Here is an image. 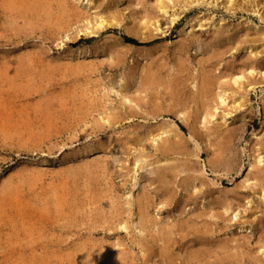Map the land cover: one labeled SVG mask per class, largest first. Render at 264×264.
Instances as JSON below:
<instances>
[{"label": "rangeland", "instance_id": "1", "mask_svg": "<svg viewBox=\"0 0 264 264\" xmlns=\"http://www.w3.org/2000/svg\"><path fill=\"white\" fill-rule=\"evenodd\" d=\"M226 1L0 0V264H264V21Z\"/></svg>", "mask_w": 264, "mask_h": 264}, {"label": "bare ground", "instance_id": "2", "mask_svg": "<svg viewBox=\"0 0 264 264\" xmlns=\"http://www.w3.org/2000/svg\"><path fill=\"white\" fill-rule=\"evenodd\" d=\"M216 1V0H215ZM240 1V0H239ZM245 1V4H244V6H245V8H247V9H251V10H253V11H255V13H256V16L258 15L260 18L259 19H261L262 21H264V0H244ZM217 2H218V4H219V0H217ZM225 2V1H224ZM238 1H236V0H227L226 1V4H227V9H232V8H234L238 3H237ZM240 3H241V1H240ZM16 5V4H15ZM21 5V4H20ZM28 5V4H27ZM221 5V4H220ZM162 7H164L165 5H161ZM61 7V6H60ZM238 7V6H237ZM242 7V6H241ZM165 8V7H164ZM226 9V10H227ZM239 9V8H238ZM233 11V10H232ZM47 12V11H46ZM167 12V11H166ZM168 13V12H167ZM253 13V12H252ZM178 16V15H177ZM177 16H176V18H177ZM255 16V15H254ZM173 17V16H172ZM175 16H174V18L173 19H171V22H174L175 21ZM101 26H102V24H101ZM252 71V70H251ZM254 72H255V70H253ZM253 72V73H254ZM237 80H238V77H237ZM223 100V99H222ZM239 105V104H238ZM168 133V132H167ZM159 134H157L156 136H158ZM171 135V134H170ZM151 136H153V134L151 135ZM151 136H150V138H151ZM155 135H154V137L153 138H151V140H152V142H154V141H156V140H158L161 136H159V137H156ZM162 140L164 141V139L162 138ZM160 142V141H159ZM159 145V144H158ZM145 209V208H144ZM143 223V222H142Z\"/></svg>", "mask_w": 264, "mask_h": 264}]
</instances>
